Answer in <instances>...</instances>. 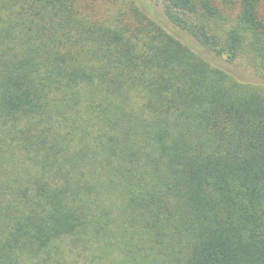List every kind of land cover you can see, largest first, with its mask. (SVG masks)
I'll use <instances>...</instances> for the list:
<instances>
[{"label":"trees","instance_id":"obj_1","mask_svg":"<svg viewBox=\"0 0 264 264\" xmlns=\"http://www.w3.org/2000/svg\"><path fill=\"white\" fill-rule=\"evenodd\" d=\"M161 4L0 0V264H264V0Z\"/></svg>","mask_w":264,"mask_h":264},{"label":"rangeland","instance_id":"obj_2","mask_svg":"<svg viewBox=\"0 0 264 264\" xmlns=\"http://www.w3.org/2000/svg\"><path fill=\"white\" fill-rule=\"evenodd\" d=\"M153 2H156L158 4V7L162 8V4H161V0H151ZM231 69L232 71L235 73V74H238L239 77H241L242 74L244 73H249L247 71V68L246 66L241 62V61H238L236 62V64H233L231 66ZM247 71V72H246ZM244 79V78H243Z\"/></svg>","mask_w":264,"mask_h":264}]
</instances>
